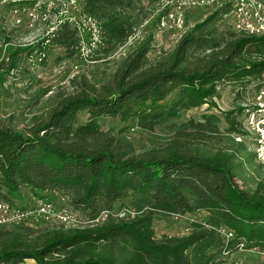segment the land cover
Segmentation results:
<instances>
[{
    "label": "trees",
    "instance_id": "16d2710c",
    "mask_svg": "<svg viewBox=\"0 0 264 264\" xmlns=\"http://www.w3.org/2000/svg\"><path fill=\"white\" fill-rule=\"evenodd\" d=\"M29 1L12 0L9 6ZM134 2L80 0L82 11L99 22L107 48L132 35ZM231 9V3L221 6L151 64L149 47L142 43L108 84L97 87L85 77L72 79L71 92L58 93L45 118L21 130L0 120V201L12 205L11 198L26 186L33 199L51 202L44 195L48 192L66 199L89 222L38 229L0 225V264H218L220 251L234 250L239 243L264 252V180L251 190L236 183L242 162L236 160L246 147L232 137L241 133L235 111L223 114L226 134L218 128L219 116L203 114L200 121L169 126L171 136L162 148L138 154L99 127L101 118L116 116L134 119L144 129L158 127L181 111L215 108L222 83L244 85L260 78L264 34L236 33L223 42L203 33L204 26ZM45 40L68 54L78 43L66 22ZM22 50L11 52V61ZM198 50L204 54L194 57ZM118 202L123 210L114 215ZM199 210L207 213L205 221L193 222L188 234L154 236L157 214ZM219 228L231 237L225 240Z\"/></svg>",
    "mask_w": 264,
    "mask_h": 264
},
{
    "label": "rangeland",
    "instance_id": "374dc122",
    "mask_svg": "<svg viewBox=\"0 0 264 264\" xmlns=\"http://www.w3.org/2000/svg\"><path fill=\"white\" fill-rule=\"evenodd\" d=\"M11 1L0 0V120L17 130L30 125L35 119L45 118L55 104L56 95L60 92H71L72 79L85 77L97 87L108 84L124 58L142 43L149 47L146 58L151 64L170 53L186 32L226 3H231L232 8L241 3L243 10L247 11L253 9L256 1L264 9V0H135L132 18L136 24L132 35L117 47L107 48L104 45L92 61L86 62L76 52L68 54L62 47L42 41L47 33L56 29L58 12L63 8L71 9L70 0H50L40 4L30 0L27 4L10 7ZM230 12L231 10L226 13V17L224 14L217 16L202 28L206 37L225 42L238 32L233 25L235 16ZM17 49L24 50L11 61L10 54ZM40 52L44 54V58L38 61ZM203 54L198 50L194 57ZM259 81L260 78L244 85L222 83L218 86V97L214 99L215 108L207 110V106L203 105L181 111L176 119L158 127L144 129L134 119L123 121L117 116L101 118L99 127L130 144L135 154L152 148H162L171 136L169 126L189 120L200 121L203 114L214 113L219 116L218 128L226 134L227 122L223 114L235 111L232 116L242 124L244 110L239 112L238 108H244L261 83ZM84 121L85 116H81L80 122ZM250 153L246 149L241 152V158L236 160L237 163L242 160L235 179L243 190H251L256 182L264 180V169L255 162ZM32 195L28 187H20L18 196L11 198V206L21 209L35 208ZM44 195L51 200L55 212L61 208L68 210L73 223L66 227L89 223L80 212L72 210L66 199L51 192ZM122 210V203L118 202L113 207V214L117 215ZM206 215L202 210L184 215L157 214L153 220L154 236L159 239L162 236L186 235L191 224L203 223ZM56 225H60L57 218L50 217L48 221L39 218L29 226L38 229ZM3 226L10 228L12 224ZM220 252L217 257L218 264H264V255L259 252L238 249ZM27 263L34 264L31 260Z\"/></svg>",
    "mask_w": 264,
    "mask_h": 264
},
{
    "label": "built area",
    "instance_id": "2783aa9c",
    "mask_svg": "<svg viewBox=\"0 0 264 264\" xmlns=\"http://www.w3.org/2000/svg\"><path fill=\"white\" fill-rule=\"evenodd\" d=\"M49 1L35 0L34 2L40 4ZM254 3L252 10L244 11L241 3L235 4L231 9L230 14L235 16L233 25L237 33L247 36L264 34V9H261L260 2L254 1ZM70 5L71 9L63 8L58 12V24L66 22L75 30L78 37L76 54L86 62L92 61V58L104 47L100 24L82 11L80 0H70ZM224 15L226 17V14ZM43 58L44 54L40 52L38 61ZM259 82L261 83L257 86L254 95L245 103L241 133L233 134L232 137L236 142L246 144L245 147L247 146L246 149L253 154L255 162L264 169V73L260 76ZM34 205L33 209H21L13 208L10 204L0 201V225H32L39 218L48 221L50 217H56L57 222L65 227L73 223V218L66 208L55 212L53 204L44 199H34ZM217 231L225 240L231 237V233L224 228H219ZM236 249L259 252L264 255V252L257 247L245 248L242 243H239Z\"/></svg>",
    "mask_w": 264,
    "mask_h": 264
}]
</instances>
